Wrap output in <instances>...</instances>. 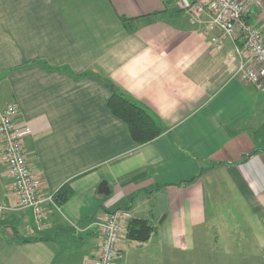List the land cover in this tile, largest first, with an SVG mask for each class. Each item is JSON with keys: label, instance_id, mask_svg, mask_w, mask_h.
<instances>
[{"label": "crops", "instance_id": "0c3cea01", "mask_svg": "<svg viewBox=\"0 0 264 264\" xmlns=\"http://www.w3.org/2000/svg\"><path fill=\"white\" fill-rule=\"evenodd\" d=\"M176 2L0 0V81L37 192L71 190L37 229L0 154V264H91L94 222L117 208L153 232L124 234L115 264H264V92L235 74L240 39ZM244 19L264 40V0ZM103 80L165 131L136 145Z\"/></svg>", "mask_w": 264, "mask_h": 264}, {"label": "built area", "instance_id": "2783aa9c", "mask_svg": "<svg viewBox=\"0 0 264 264\" xmlns=\"http://www.w3.org/2000/svg\"><path fill=\"white\" fill-rule=\"evenodd\" d=\"M258 0H177V6L192 24L199 23L205 13L210 14V23L217 26L223 36L240 39L235 48L238 63L236 76L264 92V40L259 30L245 21L244 16L250 6ZM218 45L220 41L213 39ZM18 107L14 101L0 108V154L11 178V190L17 208H30L36 228L46 227L44 203H58L53 194L41 195L37 192L36 177L28 163L25 137L31 129L27 124L16 121ZM11 206L0 204V217ZM132 214L124 208L110 210L94 222L98 230V246L91 264H115L119 240L125 234Z\"/></svg>", "mask_w": 264, "mask_h": 264}, {"label": "trees", "instance_id": "16d2710c", "mask_svg": "<svg viewBox=\"0 0 264 264\" xmlns=\"http://www.w3.org/2000/svg\"><path fill=\"white\" fill-rule=\"evenodd\" d=\"M121 20L123 22L126 21L125 18H121ZM103 81L110 87L112 86L108 81ZM107 107L112 114L126 124L131 139L136 145L146 143L165 131V127L157 118L152 116L135 100L117 89L112 90L107 100ZM194 178L196 176L191 177L187 182L192 181ZM70 194V188L67 185H62L53 193V196L54 200L60 205L67 200ZM152 232L153 227L145 220L131 218L127 224L125 236L130 240L145 241L150 237Z\"/></svg>", "mask_w": 264, "mask_h": 264}, {"label": "rangeland", "instance_id": "374dc122", "mask_svg": "<svg viewBox=\"0 0 264 264\" xmlns=\"http://www.w3.org/2000/svg\"><path fill=\"white\" fill-rule=\"evenodd\" d=\"M8 93L9 89L6 83L0 81V108H3L7 103H9Z\"/></svg>", "mask_w": 264, "mask_h": 264}, {"label": "water", "instance_id": "95a60500", "mask_svg": "<svg viewBox=\"0 0 264 264\" xmlns=\"http://www.w3.org/2000/svg\"><path fill=\"white\" fill-rule=\"evenodd\" d=\"M112 90H115V87L111 86ZM107 190V183L106 181H101L99 186H98V191L100 192H106Z\"/></svg>", "mask_w": 264, "mask_h": 264}]
</instances>
